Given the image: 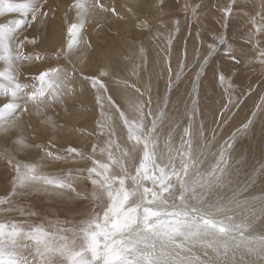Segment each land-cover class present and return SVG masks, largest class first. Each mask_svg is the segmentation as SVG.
I'll return each instance as SVG.
<instances>
[{"label":"snow or ice","instance_id":"snow-or-ice-1","mask_svg":"<svg viewBox=\"0 0 264 264\" xmlns=\"http://www.w3.org/2000/svg\"><path fill=\"white\" fill-rule=\"evenodd\" d=\"M119 7L136 16V28L146 38H156L164 30L167 62L160 71L150 70L149 43L141 40L105 66L100 76L108 78L106 83L85 74L87 63L81 64L93 47L91 38H85V25L88 17L93 18V27L109 26L113 18L124 21L127 17L117 5L74 0L69 9L75 11V21L65 17L66 44L49 54L35 50L43 47L41 30L51 24L49 0H0V164L4 165L0 180L10 186L8 195L0 197V264H264V146L258 156L250 146L244 147L257 124L264 145V80L255 93L257 111L239 125L231 113L252 85L242 84L235 100L229 93L225 102L222 93L212 104L204 102L202 88L206 69L221 50L232 61L214 69L221 84L234 70L239 73L251 63L250 55L264 64V11L252 13L247 0H231L220 10V29L204 49L206 55L201 53L202 33H196L200 47L189 64L187 49L181 56L169 24L177 9L185 21L190 17L199 23L205 5L156 0L152 19H142L128 0ZM234 15L250 25L242 43L227 35ZM180 31L176 20L175 32ZM174 41L180 58L175 79ZM29 45L31 50L26 51ZM185 69L191 84L181 93ZM24 72L35 73L32 83L21 79ZM86 91L94 95L93 107L98 106L103 116L96 125L99 132L88 134L95 133L97 140L91 153L71 146L53 151L55 145L44 141L60 127L61 117L50 110L62 108L73 117ZM33 113L38 122L29 133L24 117ZM218 114L223 118L217 120ZM76 159L90 161L91 166L75 174L47 171L55 162ZM29 199L60 205L57 211L66 219L57 223L69 226L58 228L49 222L46 229L32 223L40 213L32 210V204L21 206ZM85 201L102 202V207L100 211L76 207ZM12 213L27 219L9 218Z\"/></svg>","mask_w":264,"mask_h":264},{"label":"rangeland","instance_id":"rangeland-1","mask_svg":"<svg viewBox=\"0 0 264 264\" xmlns=\"http://www.w3.org/2000/svg\"><path fill=\"white\" fill-rule=\"evenodd\" d=\"M74 0H49V5H51V11L49 13L48 19L51 21V24L41 31L44 36L43 47L40 49H35L36 51H40L41 53L47 52L51 54L53 50H59L62 44H66L67 34H66V26L67 20L71 19L75 21V11L69 9V5L72 4ZM81 3H91V0H80ZM102 3H113L117 5L118 11L121 12L122 15H126V19L124 21H116L114 18L109 21V26H100L94 25V20L92 17H88L87 23L85 25V38H91V43L93 45L92 49H89L84 56V60L81 61L83 64L85 61L87 63V68L85 69V74L91 73L98 76L104 82L108 83V78L100 76V73L105 69V66L109 63H114L118 58L121 57V54H127L128 46L130 44L139 45L141 40H147L149 43V52L152 57L153 63L149 65L150 70L160 71L163 68V65L167 62L165 60V53L163 49L166 47V36L164 35V30H161V34L156 37H148L146 38L143 34H141L136 25L139 23L136 16L128 13L126 8H120L119 5L124 3V0H101ZM185 0H174V3L177 5H183ZM128 3L132 4L135 7V11L140 17L152 19L156 15V11L154 5L156 0H128ZM191 4H203L205 7L202 9V15H200L199 23L193 21L190 17L185 21V16L183 12H179L177 9V15L171 18V22L169 24V29L172 30L173 35L178 38V47L180 49V55L182 56L184 50L187 49V63L191 64L194 59V51L195 48L200 47V40L196 38V33L199 31L202 33V39H204L205 43L203 48L201 49V53L206 55V51L204 49L207 48L208 44L212 43V38L216 33V30L220 29V25L217 23V19L221 15V9L230 5L231 0H189ZM248 9L252 13H259L264 11V0H247ZM48 11V9H45ZM85 15L87 14L86 9ZM83 19V17H81ZM96 19H99L97 17ZM259 19V16H257ZM176 20L180 21L181 31L179 33L175 32V22ZM250 29V25L247 21L239 16L234 15L230 19L229 28L226 30L227 35L230 37L237 39L238 43L243 42V36L247 34ZM99 32V35H97ZM239 34V38H238ZM177 46V41H174L173 48V56L171 57V67L173 69V79H175V72L179 70L180 58L177 56L175 52V48ZM32 46H28L27 50H31ZM157 53L159 56L157 57ZM157 59L159 63H156ZM248 59L251 63L243 66V70L239 73H235L230 77L226 83L221 84L219 82L218 77L214 78L213 81H209L204 79L202 82V88L205 93L204 102L207 104H212L214 102H218L221 98V94H224L225 102L228 100V95L231 93L232 99L235 100L239 93V89L241 85H252L251 90H245V95L240 97V105L239 107L233 108L231 115L235 117V123L239 125V121L244 119L245 116L250 117L252 111H257L254 107V104L258 102V97H255V101L253 106L246 109L245 100L246 97H250L252 93H256L259 91V87L261 84V80H264V64L259 62L255 56L250 55ZM39 63V62H38ZM232 63L226 56H224L223 51L221 50L216 54V60L214 64H210V68H216L223 64L224 66H228ZM2 70V69H0ZM35 75V73L24 72L21 76V79L25 82L32 83L30 77ZM77 75H80L77 72ZM165 78H167V71L164 69ZM237 76L239 77L237 79ZM145 79H148V72L144 73ZM194 79V76L191 77ZM183 83L180 85L181 93L184 92V89L187 87L190 89L191 79L189 78V71L185 69V75L181 77ZM135 80V77L129 80V84H131ZM209 83V84H208ZM229 83L231 84V88H229ZM211 85H215L217 87V91L219 94L214 96L212 93L206 95L208 88ZM38 86V85H37ZM111 89L112 85L109 84ZM164 82L160 81V88L163 91ZM133 90H129L128 95L131 96ZM212 92V91H211ZM249 95V96H248ZM84 103L82 105H77L80 109L75 115L71 118L67 117L63 112L62 108H54L50 110V114L53 116L61 117L59 119V125L57 129L53 131L49 140H45L44 143L48 145H55V148L52 150L55 151L59 149L63 152L64 149L68 147H78L81 151L88 155L91 153L92 144L96 143V135L95 133L92 136H89V133H92L95 129L96 132H99V129L96 128L97 122L103 119L101 115V109L97 107H93L94 105V95L89 94L87 91L84 96L81 98ZM121 103H126L123 98H119ZM175 101V97L172 98ZM185 99H188L185 95ZM183 105H181L182 107ZM208 110L205 109V112ZM239 113V115H237ZM241 117L237 119L238 117ZM222 115H217V120L222 119ZM209 119L211 117L209 116ZM68 121L65 123V121ZM38 122V118L33 113L31 116L25 114L24 124L25 131L32 133L35 124ZM3 121H0L2 124ZM199 123V118L197 120V125ZM186 126V125H185ZM255 132H261L260 125H256ZM258 135L255 133L254 137L249 136L244 147L247 149L249 146L252 148L254 143H257ZM260 139V137H259ZM39 142V141H38ZM97 158L103 159L97 155ZM91 166L90 161H80L69 160L64 162H55L48 169V172L56 173V172H68L72 171L74 174L76 170L80 168H86ZM4 165L0 164V171H2ZM91 184L89 183V188H91ZM10 191V186L6 184V182L0 180V197H4L8 195ZM28 204L34 205L32 208L33 211H38L40 213L37 217H32L31 222L34 224H43L46 229L50 228L49 222L56 227H68L67 224H58L57 221H64L66 219L65 214L60 211L58 212V208L60 205L55 203L52 200H41V199H29L22 203L21 206L27 207ZM80 210H84L87 207H95L97 211H100L102 207V202H96L93 205H89L87 201L82 204L76 205ZM9 218L22 221L27 219V217H20L18 213H12L9 215Z\"/></svg>","mask_w":264,"mask_h":264},{"label":"bare ground","instance_id":"bare-ground-1","mask_svg":"<svg viewBox=\"0 0 264 264\" xmlns=\"http://www.w3.org/2000/svg\"><path fill=\"white\" fill-rule=\"evenodd\" d=\"M213 72H214V68H210V69L206 70V75H207L206 80L213 81V79H214ZM209 93H212L214 96H216V95L219 94V91H217V87L215 85H211L208 88V91L206 92V95H208ZM250 97H252V98L250 99L249 97L248 98L246 97V100H245L246 109H248L251 106H253L254 101H255V97H256L255 93H252V95ZM239 118H241V117L239 116L237 119H239ZM255 133L258 135L256 137L257 138V143H254L255 145H253V147L251 149H252L253 153L258 156L260 148L262 146H264V145H261V132H255ZM259 137H260V139H259Z\"/></svg>","mask_w":264,"mask_h":264}]
</instances>
